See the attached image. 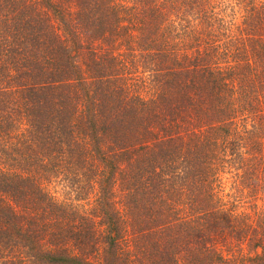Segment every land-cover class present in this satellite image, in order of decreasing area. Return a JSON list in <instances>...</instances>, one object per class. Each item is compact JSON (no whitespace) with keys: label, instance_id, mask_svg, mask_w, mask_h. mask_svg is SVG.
Segmentation results:
<instances>
[{"label":"trees","instance_id":"1","mask_svg":"<svg viewBox=\"0 0 264 264\" xmlns=\"http://www.w3.org/2000/svg\"><path fill=\"white\" fill-rule=\"evenodd\" d=\"M0 264H264V0H0Z\"/></svg>","mask_w":264,"mask_h":264}]
</instances>
